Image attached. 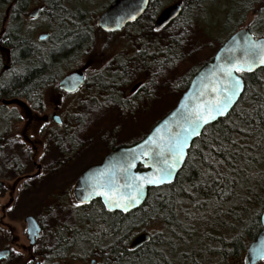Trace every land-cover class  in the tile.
Returning <instances> with one entry per match:
<instances>
[{
	"label": "trees",
	"instance_id": "1",
	"mask_svg": "<svg viewBox=\"0 0 264 264\" xmlns=\"http://www.w3.org/2000/svg\"><path fill=\"white\" fill-rule=\"evenodd\" d=\"M31 1L0 0V46L8 52L13 68L16 67L8 76H0V99L24 100L39 110L43 106L44 93L49 88L58 92L57 83L83 54L91 41L90 33L96 29L90 25L87 13H73L65 8L63 0H42L40 13L47 17L50 31L45 40H36L26 30L27 22L24 18ZM205 1L180 0L181 12L176 19L177 25L166 30V40L160 43L136 40L141 48L133 52L132 57L124 56L123 60L107 66L104 72L92 80H85L83 87L89 89L86 100L113 106L130 114L149 103L153 86L151 76L154 72L171 69L182 59L181 40L186 28L195 24V15L202 17L201 5ZM228 1L222 25L228 31L225 39L242 28H247L255 38L264 37V0ZM207 29L213 34L210 26ZM178 32L182 37L177 36ZM225 39L220 40L219 44ZM203 64L171 81L167 87L180 96ZM136 73H146L147 77L135 92L131 93L130 89L131 95L127 97L126 88L135 81L133 77ZM240 76L244 90L238 102L226 117L205 127L192 142L184 166L172 184L148 189L144 203L127 214L109 212L99 200L78 206L75 210L74 224L90 221L95 229H100L102 242L106 239L111 241L100 252L103 264H149V257L161 261V252L152 249L153 242L159 240L161 234L150 236L147 244L131 251L129 243L137 235L136 232H145L146 227L159 224L171 234L178 236L176 231H180L190 237L189 229L181 219L197 221V214L207 210L214 213L218 229L227 228L232 234L229 241L218 239L222 246L217 252L223 259L238 257L257 237L261 231L260 215L264 209V68L240 73ZM57 128V132L52 133V142L57 145L58 152L64 154L66 146L62 147L61 144L71 140L70 145L77 150L74 130ZM58 134L70 136L62 137ZM139 139L116 144L115 137L106 138L104 153L117 146L133 144ZM7 142L4 141L3 145ZM11 163H15V160ZM142 169L141 166L137 168ZM190 205L191 216L183 212V208ZM85 212H97L99 217L95 220ZM228 220L230 224L226 222ZM75 228L66 226L53 235V248L45 251V258L62 259L76 240L73 236L76 235ZM189 254H183L185 264H191L189 259L192 264H201L195 262Z\"/></svg>",
	"mask_w": 264,
	"mask_h": 264
},
{
	"label": "rangeland",
	"instance_id": "2",
	"mask_svg": "<svg viewBox=\"0 0 264 264\" xmlns=\"http://www.w3.org/2000/svg\"><path fill=\"white\" fill-rule=\"evenodd\" d=\"M111 1L63 0L65 8L73 13H87L90 25L96 29L94 33H90L91 41L83 54L63 76L74 70H83L85 79L92 80L104 72L107 66L123 60L124 56L132 57L133 52L140 50L141 44L135 39L124 34L108 36L96 28L98 16ZM171 2L172 0H162L161 8ZM42 3V0H32L24 16L27 22L26 30L33 34L36 40L40 34L50 31V23L42 13L35 19L28 17L34 9L43 8ZM228 5V0H207L202 3V17L195 15V24L186 28L181 40L182 59L171 69L153 73L150 78L153 84L151 101L132 114L121 112L113 106L88 102L87 86H82L71 95L49 88L43 95V106L39 110L24 100L3 104L0 99V143L8 140L6 145L2 144L0 152V182H3L0 190V251L9 250V255L0 260V264H91L92 261L94 264H103L100 252L103 247L111 244V241L106 239L102 242L100 229H95L90 221L74 224L75 210L79 207L71 196L72 185L87 166L98 163L103 158L106 138L115 137L116 144L139 139L175 106L179 94L172 92L167 85L214 55L220 40L225 39L228 33L227 29L222 27ZM208 26L213 34L209 33ZM1 36L0 32V43ZM177 36L182 37V34L178 32ZM15 69L9 60L8 52L0 46V76H8ZM146 77V73L134 75L135 81L126 88L127 97L131 95L129 90L138 80L139 83L145 82ZM53 115H57L63 123L61 128L74 130V144L78 153L70 163L68 161L73 153H66L65 164L54 161L58 159V151L53 147L50 135L57 132L58 126L52 120ZM71 142L72 140L67 141V150L71 149ZM13 159L15 163H11ZM37 166L40 168L37 169ZM40 169L45 171V177H35V182L30 180L39 174ZM191 209V205L185 206L183 212L191 216ZM85 213L95 220L99 217L97 212ZM26 216L34 217L38 224L42 225L40 236L33 246H30L27 240L23 222ZM197 217V221L181 219L188 227L190 237L180 231H176L178 236L171 234L159 224L146 227L145 232L151 236L161 234V238L153 242L152 249L161 252L162 256L161 261L156 257H149L147 263L185 264L183 254L190 253L191 258L201 264H244L245 251L236 258L223 259L218 255L217 250L222 246L218 239L229 241L232 234L227 228L216 227L214 213L207 210L197 214ZM226 222L230 224L229 220ZM66 226L76 227V235L73 234L76 240L72 247L62 259L45 258V251L54 245L52 236ZM213 228L215 229L212 230ZM140 233L142 232H136ZM197 236L199 239H196ZM188 262L192 264L191 259ZM258 264H264V260Z\"/></svg>",
	"mask_w": 264,
	"mask_h": 264
},
{
	"label": "water",
	"instance_id": "3",
	"mask_svg": "<svg viewBox=\"0 0 264 264\" xmlns=\"http://www.w3.org/2000/svg\"><path fill=\"white\" fill-rule=\"evenodd\" d=\"M147 5L148 0H113L98 16L97 26L104 33L120 31L127 24L135 22L144 13ZM40 10V7L34 9L28 17L35 19ZM180 12L179 3L165 7L157 17L154 29L167 26ZM47 37L48 34L44 33L40 34L38 39L45 40ZM253 45L260 47L254 48ZM262 59L264 37L255 38L247 28L239 29L230 35L213 57L193 75L175 106L140 140L114 148L98 163L89 165L79 174L72 186L74 202L79 206H85L99 200L105 210L127 214L144 203L148 189L172 184L184 166L192 142L200 136L205 127L226 117L238 102L244 90L240 73L264 68ZM236 80H239L240 88L232 97V102L223 113L213 112L212 118L209 119L205 109L221 99L226 94L225 90L231 89ZM84 83V71L74 70L59 80L57 89L65 94H74ZM140 84H136L132 92ZM19 102L17 99L2 101L3 104ZM197 115H203L208 122L200 120L194 124ZM52 120L59 125L62 123L57 115H53ZM181 143L182 151L179 149ZM139 166L143 169L137 170ZM165 168L170 175H164L158 183L146 182V179H158L161 170ZM2 187L3 182H0V190ZM117 204L120 206L117 207ZM23 222L29 245L33 246L40 236L41 227L32 216H26ZM260 223L261 231L248 245L244 264H258L264 260V209L260 215ZM149 240V233H140L130 242L129 250L134 251L147 244ZM8 255V249L0 251V260ZM91 264H94V261Z\"/></svg>",
	"mask_w": 264,
	"mask_h": 264
},
{
	"label": "flooded vegetation",
	"instance_id": "4",
	"mask_svg": "<svg viewBox=\"0 0 264 264\" xmlns=\"http://www.w3.org/2000/svg\"><path fill=\"white\" fill-rule=\"evenodd\" d=\"M113 1V0H112ZM111 1V2H112ZM180 0H172V2L166 6H164L163 8H161V5H159V3L161 2L160 0H148V5H147V8L146 10L144 11V13L133 23H130V24H127L123 29H121L120 31H117V32H114V33H104V34H109V35H119V34H124V35H127L128 38H133L137 41H145V42H164L166 40V37L164 36L165 35V32L167 29L173 27V26H176L177 25V21L176 19H174L173 21H171L167 26H164L158 30H155L154 29V24H155V21L157 19V17L159 16V14L161 13V11L167 7V6H170V5H173L175 3H180L179 2ZM110 2V3H111ZM109 3V4H110ZM155 3V4H154ZM181 4V3H180ZM108 7V6H107ZM105 7L102 12L107 8ZM101 12V13H102ZM100 13V14H101ZM97 24V22H96ZM151 29V30H149ZM149 34L151 36H149ZM139 83V82H138ZM137 83V84H138ZM63 123H61L60 125L59 124H56L59 129L61 127H63L62 125ZM58 135H61L62 137H69L70 134H58ZM50 138L52 140V134L50 135ZM4 143H0V145H2ZM53 147L55 148L57 145L53 142ZM62 147L65 145V150H64V154H60L58 152V159L54 160L55 163H58L59 162H62L63 164H65V155L66 153H73L71 159L68 161V163H70L72 161V158L75 157L78 153V150H74V148L69 144L70 146V150H67V142L64 144H61ZM3 147V145H2ZM56 149V148H55ZM2 151V149H1ZM0 151V152H1ZM58 151V149H57ZM42 162H44V160H41ZM67 163V162H66ZM40 167L37 166V169H39ZM46 169V166L44 167ZM39 174L33 176V178H30V180H33L35 182V180L37 178H41L42 176L45 177V171L42 169H40L39 171ZM46 176H48V172L46 174ZM37 177V178H35ZM71 196H72V188H71ZM73 199V197H72ZM91 203V202H90ZM41 229H42V225L41 223L39 224Z\"/></svg>",
	"mask_w": 264,
	"mask_h": 264
},
{
	"label": "snow or ice",
	"instance_id": "5",
	"mask_svg": "<svg viewBox=\"0 0 264 264\" xmlns=\"http://www.w3.org/2000/svg\"><path fill=\"white\" fill-rule=\"evenodd\" d=\"M254 48L256 47H260L259 45H253ZM261 63H264V59L261 60ZM251 66L249 65V68ZM237 70L239 71L240 69L237 68ZM230 75V73H229ZM240 88V82L239 80H236L231 89L229 90H225L226 91V94L219 100H217L215 102V104H213L210 108H207L205 109V111L207 112V116L208 118H212V113L213 112H216V113H223L224 110L229 106V104L232 102V97L236 95L237 93V90ZM200 120H204V123H207L208 120L207 119H204V116L203 115H197L195 120L193 121V123H198ZM195 129H193L194 131ZM182 147H183V144L181 143L179 145V149L182 151ZM171 167V166H169ZM164 175H170V173L168 172V169L165 168V169H162L161 170V176L158 178V179H146V182L147 183H158L159 180L163 179ZM132 202V201H130ZM117 207H119L120 205L117 204L116 205ZM126 207V206H125Z\"/></svg>",
	"mask_w": 264,
	"mask_h": 264
},
{
	"label": "bare ground",
	"instance_id": "6",
	"mask_svg": "<svg viewBox=\"0 0 264 264\" xmlns=\"http://www.w3.org/2000/svg\"><path fill=\"white\" fill-rule=\"evenodd\" d=\"M167 7H168V6H167ZM40 12H41V10H40ZM97 28H98V26H97ZM98 30L101 31L99 28H98ZM101 32H102V31H101ZM102 33H104V32H102ZM37 39H38V38H37ZM38 40H39V39H38ZM39 41H43V40H39ZM3 100H4V99H2L1 101H3ZM249 244H250V243H249ZM249 244H248V245H249Z\"/></svg>",
	"mask_w": 264,
	"mask_h": 264
},
{
	"label": "built area",
	"instance_id": "7",
	"mask_svg": "<svg viewBox=\"0 0 264 264\" xmlns=\"http://www.w3.org/2000/svg\"><path fill=\"white\" fill-rule=\"evenodd\" d=\"M7 238H8V235H7Z\"/></svg>",
	"mask_w": 264,
	"mask_h": 264
}]
</instances>
